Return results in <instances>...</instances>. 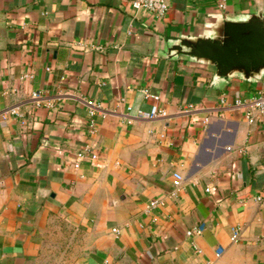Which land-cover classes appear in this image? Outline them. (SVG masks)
<instances>
[{
	"label": "crops",
	"instance_id": "0c3cea01",
	"mask_svg": "<svg viewBox=\"0 0 264 264\" xmlns=\"http://www.w3.org/2000/svg\"><path fill=\"white\" fill-rule=\"evenodd\" d=\"M133 1L0 0V264H264V112L235 104L264 66L222 76L183 44L264 0Z\"/></svg>",
	"mask_w": 264,
	"mask_h": 264
},
{
	"label": "water",
	"instance_id": "95a60500",
	"mask_svg": "<svg viewBox=\"0 0 264 264\" xmlns=\"http://www.w3.org/2000/svg\"><path fill=\"white\" fill-rule=\"evenodd\" d=\"M215 33L183 43L186 53L217 66L219 75L241 72L250 77L264 66V21L260 15L247 19H222Z\"/></svg>",
	"mask_w": 264,
	"mask_h": 264
},
{
	"label": "built area",
	"instance_id": "2783aa9c",
	"mask_svg": "<svg viewBox=\"0 0 264 264\" xmlns=\"http://www.w3.org/2000/svg\"><path fill=\"white\" fill-rule=\"evenodd\" d=\"M220 8H225L226 6V0H218ZM133 5L136 8L145 9L149 12H153L154 14L158 16H165L166 13L169 10V0H134ZM29 74H26V77H29ZM149 95L148 93H146ZM36 96H39V94L36 93ZM155 98H158L157 96H153ZM222 102H225V99L222 100ZM86 104L88 106V116H89V128L93 132L95 131L97 127V116L102 113L101 105L97 102H95L92 99L86 100ZM236 106H244L247 105L248 109L246 112V116L249 120V122H254L255 118L253 116L252 109L255 108L261 112H264V90H258L256 93L250 98L248 102H244L241 99H237L235 102ZM15 113V110H14ZM166 112L163 109H160L157 105H153L151 110L149 111H143L140 110L138 112V116L141 118H155L157 116H165ZM97 155L95 153H92L90 148L87 147L84 149L82 153L79 155V160L84 158H90L95 159ZM79 164H77L78 166ZM174 179H173V185L175 188H179L182 185L183 181V175L180 172L174 173ZM173 195H176V191L172 193ZM258 200H262L261 196L257 197ZM159 203V200H153L152 205H157ZM116 230V229H115ZM204 228L200 225H195L192 228V231L195 234H201L203 232ZM240 229L239 227L233 228V239L236 241L239 238ZM221 249L217 252L219 255L221 253Z\"/></svg>",
	"mask_w": 264,
	"mask_h": 264
}]
</instances>
